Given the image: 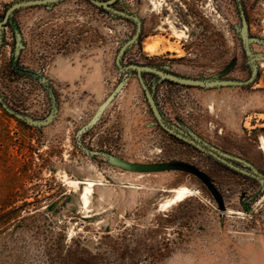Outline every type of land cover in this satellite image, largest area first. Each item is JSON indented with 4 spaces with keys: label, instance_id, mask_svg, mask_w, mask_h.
Listing matches in <instances>:
<instances>
[{
    "label": "rangeland",
    "instance_id": "374dc122",
    "mask_svg": "<svg viewBox=\"0 0 264 264\" xmlns=\"http://www.w3.org/2000/svg\"><path fill=\"white\" fill-rule=\"evenodd\" d=\"M19 0H0V19ZM264 55V0H241ZM142 19L124 64L246 80L238 0H118ZM0 49V264H264V185L165 132L118 50L133 21L88 0L12 16ZM248 86L145 79L166 120L264 174V59ZM91 187L89 201L84 200ZM187 188L183 195L178 191ZM177 191V192H176ZM172 200V201H171ZM169 202V203H168Z\"/></svg>",
    "mask_w": 264,
    "mask_h": 264
},
{
    "label": "water",
    "instance_id": "95a60500",
    "mask_svg": "<svg viewBox=\"0 0 264 264\" xmlns=\"http://www.w3.org/2000/svg\"><path fill=\"white\" fill-rule=\"evenodd\" d=\"M64 0H19L8 6L5 16L0 19V49L5 40V29L7 25H11L16 34V44L12 54V67L13 69L24 76L30 77L33 80H36L43 84L46 88L50 100H51V114L52 116L57 111V96L52 87V85L37 71H34L30 68L21 67L19 64V56L21 52V36L18 29L12 18L13 14L23 8L32 7V6H52L54 4L60 3ZM93 3L95 6L102 8L103 10L116 15L118 17L133 21L136 24L135 33L125 41L120 49L118 50L117 56L115 58V63L120 71L123 72H136L139 84L144 91L147 103L152 111L156 123L168 134L174 136L175 138L189 144L198 151L206 154L211 159L220 163L221 165L231 169L241 175L249 177L258 181L260 184L264 185V174L248 169L229 155L213 146L209 142L200 138L199 136L191 135L185 133L175 127H173L165 118L161 112L159 105L157 104L156 98L153 91L150 89L147 81L145 79V73L155 74L162 80H168L170 82L185 85L199 87L203 89H212V88H222V87H237V86H248L254 83L255 79L258 76L259 66L256 62L257 59H264V55L254 52L252 44L259 42V38L251 36L249 30V22L247 18L246 11L244 9L243 3L241 0H238L241 18H242V29H241V38L243 50L245 52L247 63L250 67L251 73L248 79L246 80H237V79H223V78H193L188 76L178 75L176 73L170 72L168 69L163 67H157L153 65H144L138 63H129L124 64V56L127 50L134 45L141 34L142 31V19L136 14L128 11L127 9H119L115 7V3L118 0H88Z\"/></svg>",
    "mask_w": 264,
    "mask_h": 264
},
{
    "label": "bare ground",
    "instance_id": "6f19581e",
    "mask_svg": "<svg viewBox=\"0 0 264 264\" xmlns=\"http://www.w3.org/2000/svg\"><path fill=\"white\" fill-rule=\"evenodd\" d=\"M187 190V188H184V189H181V190H179L178 191V196H181V195H183V193H185V191ZM91 192V187H87L86 188V193H85V196H84V200L86 201V202H88L89 201V197H88V194ZM177 192V191H176ZM172 201V200H171ZM169 203V202H168Z\"/></svg>",
    "mask_w": 264,
    "mask_h": 264
},
{
    "label": "trees",
    "instance_id": "16d2710c",
    "mask_svg": "<svg viewBox=\"0 0 264 264\" xmlns=\"http://www.w3.org/2000/svg\"><path fill=\"white\" fill-rule=\"evenodd\" d=\"M172 136V135H171ZM174 137V136H173Z\"/></svg>",
    "mask_w": 264,
    "mask_h": 264
}]
</instances>
